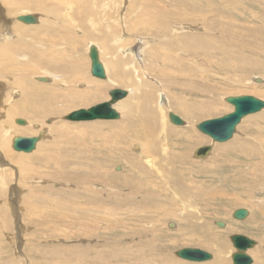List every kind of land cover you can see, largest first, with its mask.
<instances>
[{
    "label": "rangeland",
    "instance_id": "rangeland-1",
    "mask_svg": "<svg viewBox=\"0 0 264 264\" xmlns=\"http://www.w3.org/2000/svg\"><path fill=\"white\" fill-rule=\"evenodd\" d=\"M104 1L0 0V152L7 160L0 169V264H163L152 246L167 248L164 257L175 264H212L218 255L233 264L236 234L257 241L248 254L263 264L264 110L245 118L230 141L216 143L209 158L194 151L212 143L196 126L232 112L222 98L264 101V0H117L103 9ZM83 12V21L73 18ZM21 14L37 16L40 25L20 23ZM89 42L104 63L121 62L127 76L110 84L107 97L76 105L73 92L102 80L91 74ZM45 72L55 83L36 79ZM128 88L136 92L120 102L118 120L65 119ZM159 97L168 105L164 114ZM143 107L149 115L155 110L152 122L161 128L153 139L145 135ZM169 111L185 125L172 124ZM17 118L49 129L32 153L15 151L13 138L42 131ZM238 209L250 218L234 219ZM183 249L213 258L188 262L176 255Z\"/></svg>",
    "mask_w": 264,
    "mask_h": 264
},
{
    "label": "water",
    "instance_id": "water-1",
    "mask_svg": "<svg viewBox=\"0 0 264 264\" xmlns=\"http://www.w3.org/2000/svg\"><path fill=\"white\" fill-rule=\"evenodd\" d=\"M18 21L27 24L35 25L38 23V17L32 14L23 15L17 18ZM89 57L91 59V74L99 79H106V71L99 57V51L96 46L90 47ZM41 82H47L46 78H39ZM260 81V80H258ZM261 82V81H260ZM128 95L124 89H113L109 92L110 100L97 104L88 109H79L71 112L65 117L71 122H90L96 120H118L120 113L114 108L117 102L123 100ZM226 102L234 107V111L218 118L204 121L197 125V129L209 136L214 142L224 143L233 138L237 131L238 125L247 116L257 114L264 109V101L251 96H230L226 98ZM169 120L176 126H184L185 121L173 112L169 113ZM18 125H26L24 119H17ZM41 135L35 137H16L13 140V149L17 152L32 153L36 150L37 144L41 140ZM212 145H206L198 148L195 152L197 158H206L212 151ZM247 209H238L233 213V218L237 220H245L249 217ZM216 225L220 228L225 227V223L217 221ZM170 227H173L171 224ZM233 247L236 252L232 255L233 264H253L252 257L248 251L257 246V241L248 238L244 235H233L230 237ZM176 255L188 261L203 262L213 258L210 253L201 249H183L176 252Z\"/></svg>",
    "mask_w": 264,
    "mask_h": 264
},
{
    "label": "bare ground",
    "instance_id": "bare-ground-1",
    "mask_svg": "<svg viewBox=\"0 0 264 264\" xmlns=\"http://www.w3.org/2000/svg\"><path fill=\"white\" fill-rule=\"evenodd\" d=\"M107 1H109V0H105L104 1V3H103V6H102V8L103 9H105V7L107 6H112V5H114L116 2H117V0H110V2L108 3ZM126 1V0H125ZM123 1L122 0H120V2H119V4L120 3H122ZM112 3V4H111ZM131 3V2H130ZM120 5H122V4H120ZM84 6L85 5H83V6H81L82 7V9L84 8ZM127 6V5H126ZM127 7H129V6H127ZM80 12H82V11H80ZM85 13L87 14V12H83V13H81V14H77V16L76 17H73V18H75V19H78V21H83L84 19H85ZM27 15V14H26ZM21 16H23L22 14H21ZM20 17V16H19ZM18 18V17H17ZM139 20V19H138ZM21 23V22H20ZM40 20H39V18H38V23L37 24H35L36 26H39L40 25ZM5 24V23H4ZM34 25V26H35ZM3 26V28H4V31H6L7 30V27H5V25H2ZM182 26V25H181ZM183 26H185V25H183ZM181 27V28H178L177 30L175 29V32L176 33H179L178 31L179 30H184V27ZM1 28V27H0ZM2 29H0V33H2V31H1ZM181 32H183V31H181ZM184 33V32H183ZM261 33H262V35H263V37H264V30H262L261 31ZM1 36V35H0ZM105 37H109V35L107 34V35H105ZM202 39V38H201ZM11 42V41H10ZM203 42L204 43H206V40H204V38H203ZM8 43V42H7ZM96 46L97 47V49H98V51H99V57H100V60H101V62L103 63V65H104V68H105V71H106V76H107V78L106 79H102V80H100L99 82H95V84H93L94 82H89L88 83V85L91 83V84H93V85H95L94 86V88L93 89H91V90H84V91H82V92H73V94H74V97H73V99H74V101H72L73 103H75L76 105H82V104H86V103H88V102H91V101H94V100H97V101H99V99L100 98H104V97H107V91H108V89H109V87L111 86L110 84H114L115 82H117V80L115 81V79L117 78V77H119L121 74H123V76H127V74L126 73H121L122 71H121V62H118V61H114V62H108V63H104V61L102 60V54H103V51H101V49H100V47L96 44V43H94V42H89L88 43V46H87V48H88V52H90V47L91 46ZM7 47H9V46H7ZM200 47V46H199ZM3 52V51H2ZM4 53H6L7 55H9L10 53H11V51H4ZM6 56V55H5ZM1 57V56H0ZM44 59V58H43ZM43 59L42 58H40L39 60L40 61H43ZM1 64H2V62H1ZM74 68H75V70L77 71V72H79L80 70H81V67H80V63H79V61H75V64H74ZM5 70V69H4ZM1 71V70H0ZM46 73V72H45ZM44 75H46V79H47V82H43V84L44 83H48V84H50L51 85V83L53 82V81H55V75L53 74V73H46V74H44ZM38 76V75H37ZM44 77V76H43ZM76 77L77 76H75L74 78H73V80H75L76 79ZM39 78H41L40 76H38L36 79L39 81ZM257 79V82H259V83H263V80H261V79H258V78H256ZM255 79V80H256ZM258 80H260V81H258ZM120 82H122L121 80H120ZM255 82V81H254ZM40 83H41V81H40ZM53 83H55V82H53ZM118 83V82H117ZM256 83V82H255ZM47 84V85H48ZM82 85V84H81ZM80 85V86H81ZM5 85H3V87H4ZM83 86H85V85H83ZM113 86V85H112ZM90 86H88L87 88H89ZM0 88H1V84H0ZM86 88V89H87ZM85 89V88H84ZM129 89H132V88H128L126 91H127V93H128V95H127V98L130 96V94H132V93H134L135 94V92H136V89L134 88V89H132V90H129ZM4 90H7V87L5 86L4 87ZM9 90V89H8ZM14 90H12L11 92L12 93H15V92H13ZM148 94V96L144 99V101L145 102H147V101H149V102H151L152 101V99H153V97H152V95L150 94V93H147ZM53 96V95H52ZM134 96V95H133ZM240 96V95H239ZM215 97H217V96H215ZM142 98V97H141ZM218 98H222V97H218ZM125 99V98H124ZM225 102H226V98L224 99V98H222ZM122 101V100H121ZM121 101H119V102H117V104H115V106H114V108L117 110L118 108H120L122 105H121ZM1 102V101H0ZM67 102V101H66ZM104 102H106V101H104ZM101 103H103V102H101ZM1 104V103H0ZM100 104V103H99ZM127 104V103H126ZM165 104L167 105V102H165ZM165 104H163L161 101H160V97L158 98V106L160 107V109H161V112H162V114H164L165 113V109L166 108H168V105L166 106V108H165ZM128 105V104H127ZM231 105V104H230ZM11 110V109H10ZM129 110H130V107H129ZM143 110H144V113H145V118L147 119V121L146 122H149L150 124H148V123H146L147 125L145 126V128H146V133H145V135L146 134H149V136H151L152 137V139H153V137H155L158 133H159V131L161 130V128L159 127V126H157V124L155 123V122H152L153 120H152V118L154 117V114H155V110L153 109L152 111H151V114L149 115V112L147 111V107H143ZM264 110V109H263ZM262 110V111H263ZM3 111V110H2ZM12 111V110H11ZM234 111V107L232 106V112ZM129 112V111H128ZM169 113H170V111L168 112V119H169ZM260 113V112H259ZM258 114V113H257ZM152 115H153V117H152ZM255 115V114H254ZM121 116V115H120ZM250 116H252V115H250ZM247 117H249V116H247ZM246 117V118H247ZM157 118H158V116H157ZM18 119V118H17ZM17 119H14V121L16 122L17 121ZM20 119V118H19ZM53 120V119H52ZM244 120V119H243ZM26 121V120H25ZM55 121V120H54ZM96 121H107V120H96ZM108 121H114V120H108ZM170 121V120H169ZM90 122H94V121H90ZM89 122V123H90ZM17 123V122H16ZM26 125H25V128H27V127H29V126H33L34 127V129L36 130V131H38V133L39 132H41L42 133V135H41V139H43V140H45L47 137H48V131H49V129L47 128V127H43L42 125L40 126V125H33L31 122H27L26 121ZM46 123V122H45ZM51 123H53V121H51ZM51 123H50V126H51ZM76 123H79V122H76ZM85 123V122H84ZM88 123V122H87ZM242 123V122H241ZM47 124V123H46ZM17 125V124H16ZM14 126H15V124H14ZM24 126V125H23ZM5 127V130H6V132H7V134H11L12 135V129L11 128H9L8 126H4ZM238 127H239V125H238ZM238 127H237V130H238ZM196 128H197V126H196ZM21 129V128H20ZM4 130V131H5ZM237 132V131H236ZM40 133V134H41ZM39 134V135H40ZM38 135V136H39ZM235 135V134H234ZM234 135H233V137H234ZM33 137H35V136H33ZM209 137V136H208ZM16 138V137H15ZM15 138H13V140L15 139ZM142 138H144V137H142ZM210 138V137H209ZM211 139V138H210ZM212 140V139H211ZM231 140V139H230ZM229 140V141H230ZM41 141V140H40ZM228 142V141H227ZM227 142H224V143H227ZM216 143H218V142H214L213 140H212V143L210 144V145H212V146H214ZM12 146H13V143H12ZM137 147V146H136ZM37 148V147H36ZM167 150V149H166ZM197 150V149H196ZM196 150L194 151V155H195V152H196ZM150 151V150H149ZM164 151H165V149H164ZM212 152V151H211ZM210 155H211V153L206 157V158H199V159H207V158H209L210 157ZM196 157V156H195ZM178 159H182V153H181V151L180 152H178V157H177ZM245 159V161L246 162H249L248 161V159H246V158H243V159H241V160H244ZM7 160L5 159V155L3 154V153H1L0 152V169H5V166L7 165L6 162ZM149 162V163H148ZM147 164L151 167V168H154L155 166H154V161L153 160H151V159H148V161H147ZM154 166V167H153ZM143 168H145V167H143ZM7 169H8V167H7ZM143 172L144 173H146V177L148 176V175H152L151 173H148V169L147 168H145L144 170H143ZM162 176V175H161ZM172 176V177H171ZM169 177H171V179H169ZM136 178H139V177H136ZM171 182H172V184H173V186L175 185V182H176V176H174L173 174H170V176H168L167 177ZM139 179H141V178H139ZM143 180V179H142ZM180 182V181H179ZM125 184V183H124ZM129 185V184H128ZM179 185V184H178ZM178 190V191H177ZM184 189L180 186V187H177V189H174V194L177 196L176 198L177 199H180V197H178V195L179 194H177V192L178 193H180V192H182ZM16 191V190H15ZM183 202V201H182ZM232 202L233 203H239V202H241L238 198H236L235 197V200H232ZM185 203H183V205H184ZM240 204V203H239ZM185 206H186V204H185ZM184 207V206H183ZM104 211V210H103ZM254 213V212H253ZM251 214H252V212H251ZM262 216H263V213H262ZM250 218V217H249ZM263 220V219H262ZM263 223H264V221H263ZM262 224V223H261ZM215 225H216V223H215ZM225 227H226V224H225ZM224 227V228H225ZM171 228V227H170ZM173 228H175V227H173ZM200 228H203L204 229V227H200ZM220 228V227H219ZM153 237V236H152ZM180 240H178V239H173L172 240V242L171 243H174V242H179ZM183 243H185V242H183ZM193 244V243H192ZM223 245L221 246V247H218V253L219 254H222L223 252H224V250H225V243H222ZM197 245H200V246H203V247H205V248H207V245L204 243V242H199ZM167 250V248H157L156 246H152V247H150V252L151 251H160V252H162L163 254H164V256H165V254H166V251ZM251 250V249H250ZM149 252V251H148ZM249 252V251H248ZM161 253V254H162ZM145 254V253H144ZM140 255L139 257H138V260H142V261H145V259H146V257L148 256H145V255ZM151 254V253H150ZM152 255V254H151ZM218 255V254H217ZM233 255V254H232ZM232 255H230V257L232 258ZM164 256H162V263L164 264V263H169V264H175L174 262H172V261H168L167 262V260L168 259H166ZM222 257L223 256H221V257H219V255H218V258H216L215 260H214V262L212 263V264H227L225 261V259L223 260L222 259ZM228 257H229V255H228ZM155 258V257H154ZM159 258H160V256H159ZM161 260V259H160ZM183 260H185V259H183ZM151 261V260H150ZM185 261H188V260H185ZM209 261V260H208ZM188 262H193V261H188ZM203 262H206V261H203ZM258 263V262H257ZM177 264V263H176ZM202 264H204V263H202ZM259 264V263H258ZM261 264V263H260ZM264 264V263H263Z\"/></svg>",
    "mask_w": 264,
    "mask_h": 264
}]
</instances>
